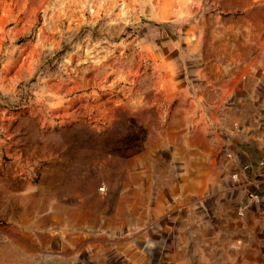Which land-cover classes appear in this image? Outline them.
I'll list each match as a JSON object with an SVG mask.
<instances>
[{"label": "rangeland", "instance_id": "rangeland-1", "mask_svg": "<svg viewBox=\"0 0 264 264\" xmlns=\"http://www.w3.org/2000/svg\"><path fill=\"white\" fill-rule=\"evenodd\" d=\"M262 169L264 0H0V264H264Z\"/></svg>", "mask_w": 264, "mask_h": 264}, {"label": "trees", "instance_id": "trees-1", "mask_svg": "<svg viewBox=\"0 0 264 264\" xmlns=\"http://www.w3.org/2000/svg\"><path fill=\"white\" fill-rule=\"evenodd\" d=\"M20 42L22 43L24 40H20ZM112 137L111 134L106 136L107 139H112ZM146 137V130L137 125L133 119H128L126 120V134L118 138V144L112 145L107 152L121 158H131L142 151Z\"/></svg>", "mask_w": 264, "mask_h": 264}, {"label": "built area", "instance_id": "built-area-1", "mask_svg": "<svg viewBox=\"0 0 264 264\" xmlns=\"http://www.w3.org/2000/svg\"><path fill=\"white\" fill-rule=\"evenodd\" d=\"M243 170H244V171H247V170H248V167H244ZM237 176H238V174H235V175L233 176V178L236 179ZM252 199L255 200V201H258V196H257V195H253V196H252ZM238 216H239V217H243V216H244V211H243V209H241V208L239 209V211H238Z\"/></svg>", "mask_w": 264, "mask_h": 264}, {"label": "crops", "instance_id": "crops-1", "mask_svg": "<svg viewBox=\"0 0 264 264\" xmlns=\"http://www.w3.org/2000/svg\"><path fill=\"white\" fill-rule=\"evenodd\" d=\"M262 172H264V169H262Z\"/></svg>", "mask_w": 264, "mask_h": 264}]
</instances>
